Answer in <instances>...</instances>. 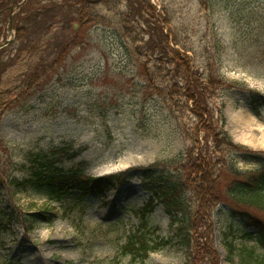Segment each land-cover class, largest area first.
Returning a JSON list of instances; mask_svg holds the SVG:
<instances>
[{
    "label": "rangeland",
    "instance_id": "rangeland-1",
    "mask_svg": "<svg viewBox=\"0 0 264 264\" xmlns=\"http://www.w3.org/2000/svg\"><path fill=\"white\" fill-rule=\"evenodd\" d=\"M27 1L16 0L22 6ZM150 1L158 11L166 7L171 14L170 24H161L165 34L172 26L181 40L188 42L187 58L204 75L199 87L213 75L215 83L209 85L206 101L215 120L220 121L222 112L224 130L236 144L264 152V0H213L211 6H203V0ZM0 3L3 93L20 85L24 80L21 74L26 75V70L41 58L37 49L31 54L32 47L38 46L40 40H55L59 31L72 34L73 30L70 27L63 31L62 25L55 23L54 12L39 13L41 18L24 22L28 32L24 35L27 50L22 60L8 67L13 55L11 45L17 38L14 16L19 6L8 5L6 0ZM127 3L117 1L111 12L108 7H99L111 24L85 27L84 47H75L66 67L43 90L36 91L28 100L18 99L9 108L0 101V137L6 144L0 149V167L11 170V176L19 180L30 178L33 157L49 153L63 143L73 144L80 152L74 160H67L64 167L81 169L87 176H104L158 162L176 168L184 161L186 149L196 146L195 114L183 113L179 126L160 98L150 97L144 88L147 79H151L145 66L158 85L168 81L164 71L166 59L159 64V55L153 56L148 47L149 42L155 45L158 54L165 42L158 29L160 25L138 19V12L129 9L128 13L138 20L124 37L119 17L126 12ZM8 7L9 18L4 11ZM8 40H12L11 44L3 49L1 46ZM171 46L180 48L173 43ZM51 49L56 52V48ZM55 57L53 54L50 61ZM184 73L177 75L182 84L186 83ZM219 86L223 89L213 95ZM16 96L14 93L10 97L16 101ZM192 102L183 101L189 108ZM206 139L207 132L201 131V146ZM213 145L210 141L211 151ZM262 163L264 160L254 155L235 158L238 169L244 172L257 169ZM7 174L0 173V178L7 180ZM150 197L141 178H133L104 196L97 193L79 198L73 193L62 202H50L45 192L31 187L21 190L2 184L0 218L13 212L19 217L8 231L0 232V264H113L120 257L126 236L139 227L133 211L144 207ZM42 212H46L48 220ZM149 219L160 237L173 238L170 218L162 206H157ZM211 224L220 264H229L224 234L232 229L239 234L246 228L245 223L227 205H220ZM27 228L31 230L28 232ZM247 232L257 230L253 227ZM246 243L238 240L236 244ZM184 260L183 249L174 240L172 245L151 254L145 264H183ZM119 264L139 263L124 257Z\"/></svg>",
    "mask_w": 264,
    "mask_h": 264
},
{
    "label": "trees",
    "instance_id": "trees-1",
    "mask_svg": "<svg viewBox=\"0 0 264 264\" xmlns=\"http://www.w3.org/2000/svg\"><path fill=\"white\" fill-rule=\"evenodd\" d=\"M6 1L8 5L19 6V12L14 16L17 38L11 45V55H13L8 67L13 66L18 59L22 60L27 50L24 35L28 32L24 22L41 18L39 13L43 14L50 10L54 12L55 23L62 25L63 31H69L70 27L73 30L72 34L59 31L60 34L55 40H40L38 46L30 49L31 54H34L35 49L41 52V58L32 68L26 70L28 71L26 75L21 74L24 80L12 92L6 90L0 93L3 107L8 108L17 103L18 99L28 100L33 93L43 90L51 79L66 67L67 58L75 47H84L86 43V35L83 32L85 27L91 24L103 26L111 24L107 22L109 17L103 16L98 10L100 6L108 7V11L111 12L115 9L117 1L124 2V0H43L44 2L41 3L39 0H28L22 6L16 0ZM127 1L129 5L127 3L124 10L126 12L121 13L119 17L124 37L141 17L145 22H156L160 25L158 29L165 42V46L161 47L158 54L155 45L149 42L148 47L153 51V56L159 55L158 58L156 57L159 64L166 59L164 71L167 73L165 78L168 81L165 85H158L154 81L153 73L150 74L148 66H145V73L149 74L151 79H147L144 88L149 91L150 97L160 98L179 126L183 113L195 114L198 119L194 140L196 146L186 149L184 161L176 168L158 162L151 166L131 168L104 176H87L81 169L67 170L64 167L63 164L67 160H74L80 152L75 150L73 144L63 143L49 153L33 157V172L28 179L19 180L11 176V170L0 167L1 174L8 173L7 180L0 178V185L21 190L31 187L45 192L50 202H62L73 193H77L79 198L95 193L104 196L133 178H141L151 198L143 208L133 211L139 220V227L126 236L125 243L120 247V257H117L113 264H119L120 259L124 257H130L135 263L145 264L151 254L172 245L174 240L183 249L185 257L183 264H220L221 259L212 238L214 231L211 224L214 211L220 205H227L236 218L244 221L246 227L241 229L239 234L233 229L224 234L229 264H264V163L257 169L245 172L239 170L235 164L238 155H254L264 160V152H254L246 146L236 144L224 130L225 119L222 112H220V121L215 120L206 101L207 89L209 85L215 83V79L213 75H209L206 82L199 87V81L204 75L200 74L187 58L188 42H183L180 34L173 30L172 26L165 34V28L161 25L170 24L169 10L163 7L162 12L158 11L150 0ZM212 2L213 0H203L202 5L211 6ZM4 6L7 5L3 4ZM128 9L137 11L140 16H135L139 18L134 20ZM4 11L9 18L11 7ZM63 34L66 36L63 37ZM171 43L180 46L184 52L180 48H173ZM41 47L44 48L40 49ZM51 47L56 48L55 53ZM218 50L220 51V48ZM2 54L3 52H0V58ZM53 54L56 57L50 61ZM181 71L186 75L184 84L177 81V75ZM162 72L163 70L160 69V73ZM222 89V86H219L217 90H213V95ZM14 93L17 94L16 101L10 97ZM145 95L148 96L146 93ZM184 100L193 101V105L189 108L183 103ZM201 131L207 132L204 146H201L199 141ZM210 141L214 144L212 151L208 146ZM5 146V141L0 137V149ZM159 205L170 218V229L174 232L171 239L160 237L157 234L158 228L150 224L149 218ZM42 215L46 218V212H42ZM18 217L13 212L7 214L5 218H0V232L8 231L10 224ZM253 227L256 228L257 233L247 232ZM30 230L27 228L26 231ZM238 240L247 243L237 246ZM253 241L255 244H251Z\"/></svg>",
    "mask_w": 264,
    "mask_h": 264
},
{
    "label": "water",
    "instance_id": "water-1",
    "mask_svg": "<svg viewBox=\"0 0 264 264\" xmlns=\"http://www.w3.org/2000/svg\"><path fill=\"white\" fill-rule=\"evenodd\" d=\"M9 43V41L7 42V44Z\"/></svg>",
    "mask_w": 264,
    "mask_h": 264
},
{
    "label": "bare ground",
    "instance_id": "bare-ground-1",
    "mask_svg": "<svg viewBox=\"0 0 264 264\" xmlns=\"http://www.w3.org/2000/svg\"><path fill=\"white\" fill-rule=\"evenodd\" d=\"M237 141V140H236Z\"/></svg>",
    "mask_w": 264,
    "mask_h": 264
}]
</instances>
